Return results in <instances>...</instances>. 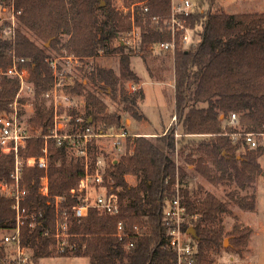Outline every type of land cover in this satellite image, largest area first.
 <instances>
[{
    "label": "trees",
    "instance_id": "1",
    "mask_svg": "<svg viewBox=\"0 0 264 264\" xmlns=\"http://www.w3.org/2000/svg\"><path fill=\"white\" fill-rule=\"evenodd\" d=\"M112 1L14 0L16 9H20L18 26L10 40L0 37V67L6 68L10 64L9 48L28 59L31 78L37 86L35 112L27 122L29 132L45 134L52 125V110L45 107L42 96L52 79L49 47L57 51L63 48L80 58L94 57L101 48L104 53H119L117 71L93 63L90 79L110 91L133 118L142 117L137 110L142 90L127 92L124 89L126 81H139L130 66L135 49L112 43L115 32L131 28V14L129 10L124 12L115 8ZM131 1L134 0H126V5ZM146 3L148 10L134 15V23L142 30L139 44L142 51L149 50L148 46L154 41L171 38L162 21L170 12V0H146ZM203 3L207 4L206 9L202 7ZM198 6L188 23L194 30L193 36L199 35V41L182 47L176 40L172 54L174 111L181 123L182 134L175 138V128H169L157 136L158 143L141 135L132 142L127 139L125 152L118 158L113 157L114 160L105 166L104 184L108 190L116 192L123 203L119 214H105L90 207L80 221L71 215L70 206L75 199L71 197L70 189L78 186L83 164L64 144L55 140L48 143L49 196L40 192L44 169L37 165L23 166L22 183L27 189L23 204L28 216L20 228V242L30 253L32 263L57 250L63 256H86L88 264H177L176 253L168 244L169 228L163 218L166 201L175 197L176 188L187 212L195 215L182 224L184 230L192 227L190 237L196 249L194 264L214 261V254L224 243L220 215L226 210V204L211 192L201 197L192 194L185 169L176 164L169 152L178 149L179 143L181 147L189 143L192 151L205 154L217 170V178L231 170L241 187L253 179L255 173L262 172L258 158L264 153L263 144L249 148L241 139L234 142L221 133L234 130L230 125L224 126L232 112L238 115L243 130H264V12L229 13L217 7L214 0H198ZM152 15L159 16L158 25L151 22ZM84 85V79L74 78L67 91L83 94ZM17 87L15 78L0 74V111L9 109ZM86 101L92 122L106 127L121 126L118 112L108 111L106 103L97 94L88 93ZM200 102L205 105H198ZM43 145V138L30 137L20 152L24 157L39 156ZM95 150L100 151L99 148ZM13 161L12 153L0 150V182L10 180ZM195 162V168L201 174L211 179L215 177L210 166L204 164L203 156H198ZM127 173L139 177L135 185L126 181ZM56 196L63 198L59 203V218L68 223L69 236L62 250L53 236L57 220ZM123 199H127L125 204ZM12 202V197L0 190V233L15 223ZM119 220L130 234L123 240L114 234ZM133 223L140 225V234L131 231ZM250 231L248 227H235L228 233L232 238L226 249L242 251ZM128 240L132 241L131 246L125 245ZM4 244L0 239V261Z\"/></svg>",
    "mask_w": 264,
    "mask_h": 264
},
{
    "label": "built area",
    "instance_id": "2",
    "mask_svg": "<svg viewBox=\"0 0 264 264\" xmlns=\"http://www.w3.org/2000/svg\"><path fill=\"white\" fill-rule=\"evenodd\" d=\"M5 5L2 7V24L0 29V37L10 40L14 34V30L18 23V14L20 9H16L14 0H1ZM198 6L197 0H170V12L162 21L166 28L170 31L171 38L169 40H159L153 44L160 50L174 52L176 40L182 47H187L190 43L199 41V35L193 36V28L188 23V18L192 15L195 7ZM120 9L126 12L130 11L131 28L128 31L116 32V36L120 33L118 40L121 44H130L131 48L139 50L141 40V28L134 23L135 13L145 12L148 10L146 0H134L126 5V0H121ZM151 22L159 24L160 19L157 15L151 16ZM62 52L57 56L49 58L51 66L52 79L48 82L47 88L42 95L50 104L52 110V125L49 131L45 134H33L28 131L26 125L19 120L16 110V99L22 91L27 93L33 91L34 83L31 78L28 60L23 56H18L13 48L7 50L10 56V64L6 68L0 69V74L9 78H15L18 82V87L15 93V98L9 104L10 109L0 113V150L4 153L13 154V167L9 174V182H0V190L13 199L12 209L15 212L14 225L1 233L0 239L7 245L11 246L13 252L14 264H28L30 255L25 247L20 242V228L24 223V218L28 216L24 206L26 187L22 184V168L24 165H37L44 169L45 174L41 178L40 192L49 196V181L47 169L49 164V141L55 140L58 144H64L77 155L83 164V173L79 178L78 186L70 189V195L75 201L70 206L71 215L80 221L86 216L90 207L97 208L101 213L119 214L123 203L120 202L116 192L108 190L104 184L103 171L105 164L101 154L95 149L106 150L105 146L100 144L101 139H106L110 146L121 153L126 150L127 139L130 142L137 136L138 133H132L126 128L105 126L92 122V118L88 113L89 106L81 96V94H71L67 91V86L72 84V79L67 72L70 68H61L60 59L72 61V64L78 66L81 58L73 53L67 52L62 48ZM98 52H102L99 49ZM63 65V64H62ZM64 66V65H63ZM138 88L137 84H129V91ZM91 118V120H89ZM238 116L232 112L229 119L224 123V126L230 125L234 128L233 131H224L221 134L228 135L232 141L241 139L242 142L249 148L260 145V139L264 137L262 131H245L235 126L238 122ZM163 132L162 134H164ZM161 134V135H162ZM175 136L180 135L177 131ZM39 137L43 138L44 145L42 153L39 156L24 157L20 149L25 146L27 138ZM132 147V146H131ZM106 151H104L105 153ZM114 154V151H111ZM103 154V152H102ZM112 156L111 159H113ZM114 160V159H113ZM102 188L103 190L96 193L94 199L90 200V190ZM63 200L62 197H55L56 209V225L53 236L56 238L57 247L62 250L69 236L67 232L68 223L66 220L59 218V203ZM32 216V214H30ZM195 215L187 212L185 205L181 202V197L176 188L175 197L168 199L164 207V221L168 226L169 246L176 253L177 264H194L195 261V245L192 242L188 230L182 227L183 222ZM131 231L140 234L141 227L137 223H133ZM114 234L119 240L128 238L129 231H126L122 220L116 224ZM126 246H131L132 241H126Z\"/></svg>",
    "mask_w": 264,
    "mask_h": 264
},
{
    "label": "rangeland",
    "instance_id": "3",
    "mask_svg": "<svg viewBox=\"0 0 264 264\" xmlns=\"http://www.w3.org/2000/svg\"><path fill=\"white\" fill-rule=\"evenodd\" d=\"M112 3L115 8L120 9L121 0H113ZM214 3L217 5V7L222 8L224 11L229 13H242L252 11L264 12V0H214ZM4 6L5 5L0 0V29L3 26L2 15L4 13L2 11V7ZM202 7L206 9L207 4L203 3ZM128 30H119L117 32ZM22 31H24L36 42L41 43V40H38L27 29L22 28ZM120 33L117 36L115 35L116 32L114 33V37L112 40L113 45H124L126 49H129L132 45L130 46V44L127 43L121 44L119 42L118 37L121 36ZM63 39L64 35L61 37V40ZM155 42L156 41L152 42L148 46L149 50L142 51L139 48V50H135L134 54L131 55L130 66L133 69L134 73L138 76L139 81H126L124 84V89L127 92H133L137 90L135 89L133 91H129V84L134 83L139 85L138 83L140 82L141 78L138 74L143 76V78L146 79L143 85L145 98L142 97L144 93L142 96L140 95V97L138 98L137 110L139 112H141L142 110V112H144L148 116L151 122V127L156 130H161L162 125L166 124L172 116V120L169 126L163 132H166L169 128H175L178 133L182 134L181 123L178 122L174 111V64L172 56L174 52L160 50L156 46L153 47V44ZM46 44L48 46V43ZM48 50L51 53V56H57L60 53H63L62 49H60V51H57L49 47ZM72 61L73 60L68 61L66 59H60L59 63H62L64 65L63 66L62 64H60V67L66 68L67 70L70 68V71L67 72V75H69L72 80L74 78L84 79L85 85L83 94H81V96L85 99V101L86 95L88 93H95L106 103V109L108 111H116L122 114V120H120L121 125H125L124 119L127 116L131 120L135 119L129 112L122 109V106L118 102V99L113 98L110 91H105L102 87L94 84L90 79V73L93 63L98 64L104 68H111L117 71L119 63V53H104L102 49V52H98V54L94 57L81 58L80 64L78 66L72 64ZM2 68L3 67H0V69ZM143 68H147V71H145V69L143 70ZM136 71L138 74L136 73ZM155 80H158V82L160 83H152V81ZM140 86L141 85H139L138 88ZM36 88L37 86L34 85L33 91L29 93L22 91L16 99V110L19 116V120L23 123V125L25 124L26 127L28 120L35 112L34 92ZM139 91H141V89ZM44 105L45 107L50 108V104L46 101V99ZM198 105L204 106L205 103L200 102L198 103ZM87 106H89L88 103ZM8 110L0 111V113L4 111L7 112ZM222 116L223 115H221L220 118ZM135 123L136 122L132 120L131 124L128 125L130 130H133L135 128ZM235 126L243 130V126L239 123V121L235 122ZM131 132H140L139 134H143L141 131ZM159 135H161L160 132H158L154 136L147 135V138H150L154 142L158 143L159 141L157 139V136ZM206 135H204V137H208ZM179 136L180 135H174L175 138ZM196 138H200L199 135H196ZM201 138H203V136H201ZM100 144L102 146H105L106 148V150H104L106 152L103 154V150L98 151V153L101 154L103 158L105 166H108L112 161V156L118 158L120 154H122L121 152L114 150L106 139H101ZM261 144L264 145V137L260 139V145ZM183 145L184 146L181 147L179 143L178 149L176 148L175 150L170 151L169 154L175 160L176 164L182 166L185 169L189 191L193 192L192 194L196 193L195 195H197L198 197L203 196L206 192H211L216 197L223 200L226 204V210L220 215L222 224L224 226L225 234L223 238L225 239V245L223 243L220 251L214 254V261L211 264H264V153L258 158L262 172L255 173L253 179L248 181L244 187H241L234 179L233 171L230 170L229 173H227L228 176L225 175L224 177L217 178V170H215L205 154H201L198 151H192V146L189 143L186 145L184 143ZM111 151H114L115 153L112 154ZM198 156H203L204 164L210 166L211 173L215 174V177L213 179H211L209 176L201 174L198 170H196L195 159ZM189 159H191V161H188ZM125 179L129 184L135 185L138 182L139 177L131 173H127L125 174ZM6 182L9 181L6 180ZM102 190V188L97 189V191H95L94 189L90 190V200L92 201L96 193ZM123 202L125 204L127 202V199H123ZM235 227H248L251 230L246 239V243L242 251L240 252H234L226 249L228 246H230V241L232 238V235H229L228 233L233 231ZM188 234L190 235L189 232ZM2 247L4 255L1 258L0 264H14L11 246L4 244ZM59 253L60 252L56 250L51 256L42 257L35 263H32L29 258L28 264H88V257L86 256H73L71 254L63 256Z\"/></svg>",
    "mask_w": 264,
    "mask_h": 264
},
{
    "label": "crops",
    "instance_id": "4",
    "mask_svg": "<svg viewBox=\"0 0 264 264\" xmlns=\"http://www.w3.org/2000/svg\"><path fill=\"white\" fill-rule=\"evenodd\" d=\"M144 69H145V71H147V68H143V70ZM136 73H137V71H136ZM138 75L141 78V80H140V82L138 84L141 85V86L139 88H137V89H141L143 91V93H144L143 98H145L144 97L145 96V92L143 90L144 89V86L143 85H144V81H146V79L143 78V76H141L140 74H138ZM152 83H160V82H158V80H155V81H152ZM140 113L142 114V117L140 119H132V120H134V122H136L135 123V128L133 130H130L129 129V126L128 125L131 124V121L132 120L128 116L125 117V119H124V121H125L124 124L125 125L122 124V127L126 128L130 132L131 131H141L143 134H140V135H143V136H147V135L148 136H154L158 132H160V134H162V132L166 130V128L169 126V124H170V122L172 120V116H171L170 119L168 120V122L166 124H163L162 125V129L161 130H156V129H153L151 127V125H150L151 122H150L148 116L144 112H142V110H141ZM118 116H119L120 120H122V114L118 112ZM132 133H134V132H132Z\"/></svg>",
    "mask_w": 264,
    "mask_h": 264
},
{
    "label": "water",
    "instance_id": "5",
    "mask_svg": "<svg viewBox=\"0 0 264 264\" xmlns=\"http://www.w3.org/2000/svg\"><path fill=\"white\" fill-rule=\"evenodd\" d=\"M102 3H103V2H102ZM89 120H91V118H89ZM191 230H192V227H190V228L188 229V232L190 233ZM224 245H225V239H224Z\"/></svg>",
    "mask_w": 264,
    "mask_h": 264
}]
</instances>
